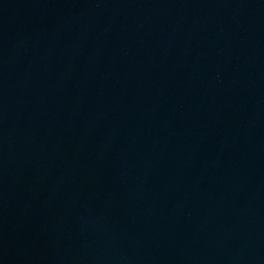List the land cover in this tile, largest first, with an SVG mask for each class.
I'll use <instances>...</instances> for the list:
<instances>
[{"label":"water","instance_id":"1","mask_svg":"<svg viewBox=\"0 0 264 264\" xmlns=\"http://www.w3.org/2000/svg\"><path fill=\"white\" fill-rule=\"evenodd\" d=\"M0 264H264V0H0Z\"/></svg>","mask_w":264,"mask_h":264}]
</instances>
